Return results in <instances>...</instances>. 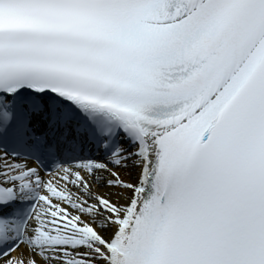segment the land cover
<instances>
[{"label":"snow or ice","instance_id":"1","mask_svg":"<svg viewBox=\"0 0 264 264\" xmlns=\"http://www.w3.org/2000/svg\"><path fill=\"white\" fill-rule=\"evenodd\" d=\"M0 264H264V0H0Z\"/></svg>","mask_w":264,"mask_h":264}]
</instances>
